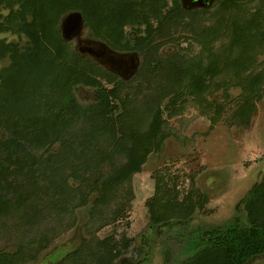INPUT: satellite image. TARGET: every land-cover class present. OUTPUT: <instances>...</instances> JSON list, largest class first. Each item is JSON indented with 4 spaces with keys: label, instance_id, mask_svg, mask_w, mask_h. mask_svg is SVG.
<instances>
[{
    "label": "trees",
    "instance_id": "1",
    "mask_svg": "<svg viewBox=\"0 0 264 264\" xmlns=\"http://www.w3.org/2000/svg\"><path fill=\"white\" fill-rule=\"evenodd\" d=\"M203 1L192 7L183 0H0V12L7 10L0 13V33L18 36L0 39V62L8 59L0 67V218L15 214L34 222L37 206L44 205L60 223L62 215L87 208L91 224H110L123 209L121 192L132 173L168 135L162 101L192 100L212 109L215 122L221 106L205 95L223 75L224 83L240 89L232 116L249 121L254 100L264 93V75L253 70L264 45V0L252 11L253 0ZM72 12L112 49L140 57L132 85L69 50L61 24ZM188 37L199 44L197 52H181ZM167 44L180 51L161 52ZM128 86L138 95L124 96ZM81 88L92 91L91 102L77 97ZM135 100L148 106L142 123L126 112ZM190 194L178 200V190L156 183L136 260L124 256L132 238L118 244L111 235L98 240L94 252L84 236L73 249L67 242L57 260L70 262L85 249L78 264H150L152 245L161 247L160 258L167 247L158 236L173 234L181 253L171 252L173 264H246L264 255V180L249 188L223 224L190 228L202 203ZM79 232L76 226L73 236ZM26 253L22 247L0 250V264H20Z\"/></svg>",
    "mask_w": 264,
    "mask_h": 264
},
{
    "label": "rangeland",
    "instance_id": "2",
    "mask_svg": "<svg viewBox=\"0 0 264 264\" xmlns=\"http://www.w3.org/2000/svg\"><path fill=\"white\" fill-rule=\"evenodd\" d=\"M183 2L192 7H199L204 1ZM248 4L252 11L254 6L259 4V0ZM6 12L7 10L3 9L0 13ZM260 17L262 16L259 15ZM1 38L7 41L18 40L16 34L9 32H1ZM24 40L22 37L19 44H23ZM68 45L69 50L85 54L100 68L111 69L118 79L127 78L129 85L138 79L135 72L140 64V57L112 49L110 45L95 37L83 23L72 33ZM87 47L91 52L86 50ZM181 47L184 48L181 50L184 54L195 53L200 49L199 44L189 37L181 42ZM175 51H180L176 44H167L161 48V52L166 54ZM254 61V72H262L264 75V45L256 50ZM7 63L8 59H3L0 67ZM227 78L226 75L217 78L211 87V93L205 95L208 102H217L221 106L215 122L210 119L212 109H203L192 100L178 99L174 104L168 103L167 98L162 101L160 110L163 129L168 135L158 150L150 151L141 170L132 173L121 192L123 209L115 216L113 222L102 224L96 221L91 224L87 208L76 211L74 216L62 215V223L55 221L44 205L37 206L38 212L34 222L28 217L26 223L24 217L19 218L10 212L8 215L11 216L0 218V250L15 252L18 247L25 248L28 253L21 257L20 264H78L80 258L85 255V249L70 262L57 260L63 254L61 252L65 243L68 242L67 249H73V245L81 239L80 236H84L87 251L94 252L98 248L95 246L97 241L111 235L118 244L132 238L131 246L124 256L136 260L142 251L138 237L148 226V202L155 192L157 182L161 186L167 185L170 189L178 190V200L192 193L190 200L202 201L193 214L190 228L227 222L236 213L237 201L255 182L264 180V93L260 99L254 100L255 108L248 122L235 119L232 112L236 108L235 101L240 89L224 83L223 79ZM111 85V82L106 84L107 87ZM262 86L264 87V83ZM129 87L123 90L124 96H131V93L133 96L138 95V90L134 91L133 87ZM77 97L88 103L92 101L93 94L91 90L81 88ZM140 104L136 100L133 101L126 112L128 117L138 119L142 123L147 117L148 106ZM76 184L72 183L73 186ZM76 226L81 229L77 238L73 236ZM174 236H158L159 242L164 240L167 247L162 246V250H165L160 258L157 251L160 246L154 243L150 264L175 262V257L181 253ZM172 251L174 258H170ZM246 264H264V255L257 256Z\"/></svg>",
    "mask_w": 264,
    "mask_h": 264
},
{
    "label": "water",
    "instance_id": "3",
    "mask_svg": "<svg viewBox=\"0 0 264 264\" xmlns=\"http://www.w3.org/2000/svg\"><path fill=\"white\" fill-rule=\"evenodd\" d=\"M82 15L78 12L69 13L61 24L62 34L64 38L69 39L73 32H75L82 24ZM82 51V49H80ZM88 52H91L90 48H86Z\"/></svg>",
    "mask_w": 264,
    "mask_h": 264
}]
</instances>
